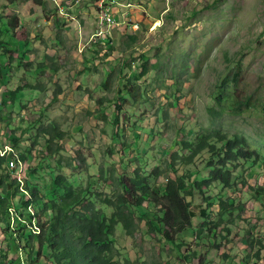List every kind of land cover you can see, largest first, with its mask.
I'll return each instance as SVG.
<instances>
[{"label":"rangeland","instance_id":"rangeland-1","mask_svg":"<svg viewBox=\"0 0 264 264\" xmlns=\"http://www.w3.org/2000/svg\"><path fill=\"white\" fill-rule=\"evenodd\" d=\"M61 1L46 0V6L42 8L31 1L8 4L6 0H0V6L6 5L1 9V15L4 18L16 15L21 23L15 31L16 39L22 36L20 40H26L21 60V50L7 54L12 58L11 66L3 72L0 85V116H4L0 118V147H10L9 151L24 153L29 159L14 168L16 176L27 178L43 189L49 185L47 174L42 171L30 174L26 170L28 164L33 166L39 161L38 146L25 153L24 140L14 145L8 138L13 132L18 139L35 135L39 125H34L26 134L22 130L26 121L35 119H41L43 127L53 120L59 128L74 135V140L68 144L59 142L58 154L50 160L51 166H56L58 160L64 162L72 157L70 149L81 148L84 152L83 147H87L86 155L89 150L94 154L84 159L89 175L96 173L103 159L113 161L121 171L118 165L121 153L131 155L127 165L129 170L138 164L148 170L157 165L171 173L166 164L169 153L181 147V140L193 139L203 131L242 134L259 150L260 158H264V0H125L132 5L126 8L130 16L128 19L125 8L118 7L114 12L117 21L123 23L110 27L109 33L116 38L117 44L109 54H105L108 51L105 48L97 54L89 49L91 42L97 43L100 29L91 0H66L68 10L61 8ZM125 23L129 25L125 27ZM134 23L138 25L136 31L129 28ZM132 35H136V43L123 50L124 41ZM0 38L6 39L5 34H0ZM7 55L5 59L9 62ZM93 55L95 59L87 63L89 69L79 74L81 58ZM141 55L146 57L149 71L138 80L135 89L145 97L133 103L125 92L118 93L117 88L123 78H127L125 76L140 72ZM20 61L31 62L26 68H33L38 63L44 67L40 73H30L19 66ZM49 67L55 72L52 73ZM231 74L237 80L239 96L250 95L251 103H254L240 113L230 111L229 100L223 103L224 109L214 101L217 86ZM102 81L110 85L109 91L96 89ZM26 83L39 84L42 88L35 93L26 91L21 102L17 99L12 105L10 91ZM58 85L63 92L50 104ZM89 89L92 97L106 95L110 101L119 98L122 102L119 123L122 144L112 141L115 111L111 104L98 108L105 117L87 113L97 111L90 97L86 100ZM42 107L46 108L44 115L40 112ZM108 146L116 152L122 149V152L106 158ZM84 163L82 167H85ZM68 167L71 169H62L68 176L81 171L80 167L72 169L70 164ZM185 168L195 169L192 165L176 163L178 174ZM206 174L207 169H201L199 177ZM237 176L242 177L245 184L237 180L235 187L229 190L215 187L210 191V196L220 195L223 201H232L235 207L233 218H229L234 221H228L226 225L229 229L226 243L217 250L209 249L213 239L206 226L199 240L195 232L184 234L191 243L190 248L198 250L209 264H264V257L252 255L258 242L264 243V172L256 164L247 167L242 174L237 172ZM166 177L163 175L157 180L161 191ZM80 180L86 183L85 172ZM248 186L253 190L250 191ZM96 188L107 189L103 184ZM255 188L261 189L260 199L254 196ZM192 208L198 215H208L217 221V203L209 208L201 194H195ZM200 216L192 219L193 225L198 226L204 220ZM16 220H11V225H15ZM3 227H7L4 221ZM4 235L0 229V248L8 258L18 259L16 242L3 239ZM250 236L253 238L251 247L246 241ZM114 239L120 260L126 258L128 264H198V257L192 258L190 263L178 257L176 246L171 243L161 246L155 238L141 232L127 237L120 224L116 225ZM261 251L264 252V248Z\"/></svg>","mask_w":264,"mask_h":264},{"label":"trees","instance_id":"trees-1","mask_svg":"<svg viewBox=\"0 0 264 264\" xmlns=\"http://www.w3.org/2000/svg\"><path fill=\"white\" fill-rule=\"evenodd\" d=\"M19 1H31L42 8L46 6V0H6L8 4ZM66 2L62 0L60 5L61 8L68 10ZM90 2L93 8L94 0ZM85 5L87 6L86 3ZM4 8L6 5L0 6V34L6 36V39L0 38V85L5 74L3 72H7L8 66H11L12 58L7 54L12 50H21L19 54L21 60L24 57L26 45L24 42L26 40H20L22 36L17 39L15 37L16 29L21 27L20 21L16 15L4 18L1 15V9ZM127 38L128 40L124 41L123 50L131 48L137 40L136 35ZM103 43L91 42L90 51L97 54L105 48L108 49L105 54H109L117 44L116 38L109 35L104 37ZM6 55L9 62L5 59ZM94 56L81 58L82 69L78 70L79 74L89 69L87 63L95 59ZM139 59H141L138 63L140 72H131L130 75L125 76L127 78H123V83H120L117 88L118 93L125 92L133 103L145 97L143 93L136 92L135 86L138 80L149 71L146 57L141 55ZM30 65L31 62L25 61L19 66L30 73H40L44 67L43 64L38 63L33 68H26ZM50 69L52 73L55 72L54 69ZM109 87L106 81H102L96 89L103 88L102 90L109 91ZM237 87V80H234L233 74L226 75L217 86L214 101L221 109H224L222 105L227 100L231 102L228 107L234 113H240L254 104L251 103L250 95L240 97L236 91ZM41 88V85L31 83L17 86L10 91L11 104L15 105L17 99L21 102L20 98L26 91L35 93ZM87 91L86 100L90 97V102L97 109L96 112L87 111L89 115L99 114L105 117L98 108L107 103L113 106L115 114H113L111 126L115 131L112 141L122 144L119 132L122 102H119V98L110 101L106 95L92 97L90 89ZM62 92V88L58 85L53 91L50 104L56 102L57 95ZM4 100L1 103L5 104ZM45 111L46 108H40L41 115H44ZM3 117L0 116V118ZM41 123V119H35L33 122L26 121L27 125L22 129L26 134L31 132L34 125H39L36 127L35 135L18 139L14 137L13 132L8 138L14 145H17L19 140H24L25 153L31 152L34 146H38L39 161L33 166L28 164L26 170L30 174L37 171L47 174L50 181L46 188L43 189L39 184L15 175L14 168L18 164L29 161L26 154L15 153L9 151L10 149L0 154V229L5 234L3 239L7 238V241L12 239L16 242V249L19 252L18 259L8 258L6 252L0 248V257L7 261L0 259V264L8 262L19 264L22 260L25 264H128L129 261L126 258L120 260L114 243L117 224L121 225L127 237H134L141 232L145 236L155 238L161 246L170 243L176 246L178 257L188 263L192 258L198 257V264H209L205 256L199 255L198 250L190 248L191 243L186 240L185 232L192 234L195 232L199 240L206 226L209 237L213 239L208 248L217 250L221 247L228 239L229 229L226 225L228 221H234L229 218H233L235 207L232 201H223L220 195L210 196V191L215 187L220 190H229L235 187L237 180L245 184L246 181L238 177L237 172L242 174L249 166L259 164L264 172V158H260L259 150L250 145L246 136L238 133L229 135L220 131H203L193 139L181 140V147H176L169 153L166 164L171 173L157 165L148 170L145 166L138 164L134 169L129 170L127 165L131 155L130 153L127 156L123 155L121 149L117 151L122 156L118 163L121 171H118L113 161L103 159L97 166L96 173L89 175L88 165L84 163V159L93 157L94 154L89 150V155H86L87 147H83L84 152L81 148H76L74 151L70 149L72 157L64 162L58 160L56 166H51L50 160L58 154L59 142L68 144L69 141L74 140V135L70 131L59 128L53 120L48 121L44 127ZM6 125H8L7 122ZM77 143L81 145L80 142ZM174 145L176 146L175 143ZM1 150H3L2 147H0V153ZM117 152L113 147L108 146L104 155L107 158ZM125 156L126 160H124ZM10 160L14 161L15 167H9ZM177 162H182L185 166L192 165L195 169L185 168L181 174H178ZM82 163L85 167H82ZM68 164L72 165V169L80 167L81 171L68 176L62 172L63 168L71 169ZM201 169H207L206 176L199 177ZM83 172L87 175L86 183L80 180ZM163 175L167 177L164 190L161 191L157 180ZM100 184L107 189L96 188ZM248 189L253 190L251 186H248ZM260 190L254 189V196L257 199H260ZM196 193L202 195L209 208L217 203L219 207L217 221L208 215H198L192 208V200ZM197 216L204 219L198 225L199 227L192 224V219ZM14 218H17L16 224L11 225V220ZM3 221L7 227H3ZM252 240V236L246 240L250 247L253 246ZM6 245L10 247L7 242ZM262 248L264 243L261 244L259 241L252 255L256 258L264 257Z\"/></svg>","mask_w":264,"mask_h":264},{"label":"built area","instance_id":"built-area-1","mask_svg":"<svg viewBox=\"0 0 264 264\" xmlns=\"http://www.w3.org/2000/svg\"><path fill=\"white\" fill-rule=\"evenodd\" d=\"M132 5H130V3H126L125 0L121 1V0H94V9L96 10V17L98 19V24H99V30L97 33V43L100 44H104L103 43V39L104 37H106L107 35L111 36V25H120V23L122 24L123 21L118 22L116 19V16L114 14L115 11L118 10V7L120 9L123 8H131ZM126 9V14L127 16H130V11ZM120 15V14H119ZM128 16V19H129ZM126 25L129 24H124V26L126 27ZM130 30H134L136 31V29H138V25L137 24H133L131 27H129ZM110 32V33H109ZM10 148L7 147V149H3L1 150V155L6 151L9 150ZM9 167H15V163L13 160H10L8 163ZM7 264H14V263H7ZM19 264H25V262L22 260L21 263Z\"/></svg>","mask_w":264,"mask_h":264},{"label":"clouds","instance_id":"clouds-1","mask_svg":"<svg viewBox=\"0 0 264 264\" xmlns=\"http://www.w3.org/2000/svg\"><path fill=\"white\" fill-rule=\"evenodd\" d=\"M8 263H11V262H8Z\"/></svg>","mask_w":264,"mask_h":264},{"label":"bare ground","instance_id":"bare-ground-1","mask_svg":"<svg viewBox=\"0 0 264 264\" xmlns=\"http://www.w3.org/2000/svg\"><path fill=\"white\" fill-rule=\"evenodd\" d=\"M79 2V1H78Z\"/></svg>","mask_w":264,"mask_h":264}]
</instances>
